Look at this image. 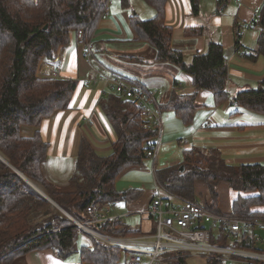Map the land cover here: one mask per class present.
Returning a JSON list of instances; mask_svg holds the SVG:
<instances>
[{
  "label": "trees",
  "instance_id": "1",
  "mask_svg": "<svg viewBox=\"0 0 264 264\" xmlns=\"http://www.w3.org/2000/svg\"><path fill=\"white\" fill-rule=\"evenodd\" d=\"M106 1L0 0V156L15 169L0 159V264H26L28 253L46 249L63 261L70 259L69 256L77 252L78 236L87 234L22 176L78 221L87 220L85 209L93 199L130 203L141 193L138 189L117 190L116 180L126 170L144 164L157 131L143 128L139 107L119 93L103 90L96 102L115 132L111 152L99 155L83 137L67 190L56 187L44 176L42 165L48 157V144L39 132L29 138L20 135L21 126L39 127L56 112L72 107L70 102L78 86L77 80L42 78L38 76V69L43 61L52 60L60 48L68 46L78 32H82L85 39H92L100 15L107 10ZM142 1L154 14L147 19L134 13L130 15L129 25L136 34L135 40L155 50V61L167 62L189 74L194 87L191 94H179L174 83L166 100L159 103L160 110L173 112L184 126H189L200 108L196 102L200 90L212 92L215 104L229 99L225 88L228 78L225 50L221 43L211 41L204 52H197L186 61L182 51L174 47L172 28L166 24L167 0ZM189 2L191 13L196 14L198 1ZM121 3L123 8L130 7L129 0H121ZM254 22L260 34L255 49L247 53L241 45L238 25H234L233 49L241 50L250 60L264 56V2ZM202 32V27H186L184 33ZM95 58L104 65L99 57ZM230 99L246 110L264 114V80ZM155 177L169 193L216 213H222L218 208L216 185L225 182L237 194L231 201L229 214L250 220L264 219V210L258 209L264 206V163L232 165L214 150L190 148L182 151L180 164L156 169ZM198 182L205 185L208 192L201 200L196 197ZM119 225L115 221L94 226L110 233L112 226ZM207 228L211 243L264 254L263 235H231L222 225ZM89 236L91 244H82L79 249V264H120L122 256L126 262L125 251ZM255 236L259 237V242ZM189 258L190 255L168 256L162 264H188ZM205 264L224 263L210 256ZM246 264H264V261Z\"/></svg>",
  "mask_w": 264,
  "mask_h": 264
},
{
  "label": "crops",
  "instance_id": "2",
  "mask_svg": "<svg viewBox=\"0 0 264 264\" xmlns=\"http://www.w3.org/2000/svg\"><path fill=\"white\" fill-rule=\"evenodd\" d=\"M197 1L198 12L192 14L189 0H167L166 24L172 28L174 47L182 51L185 59L190 60L195 53L202 52L209 42L220 41L227 57L228 78L225 88L229 99L215 104L212 92L200 90L196 96L200 108L189 126H184L171 111L165 115L162 113L161 142L154 158L147 157L148 162L145 159L146 162L144 160L141 167L126 170L116 180L117 190L138 189L141 193L130 203L119 201L111 209V214L120 215L121 218L112 222L118 221L120 226L134 229L142 235L149 236L155 230V221L148 215L147 209L156 194L167 198L164 200L165 204L179 205L182 202L175 194L169 196L158 189L154 172L156 169L180 164L184 149L196 148L205 152L214 150L226 163L232 165L264 163V114L246 110L230 99L237 92L257 87L264 80V56L259 55L255 60H250L241 54V50L233 49L235 24L242 35L244 52L255 49L260 28L255 26L254 21L259 17L264 0ZM111 2L107 7L108 17L97 23L91 39L92 48L98 47L94 55L123 78L156 89L159 103L166 100L174 83L179 94L193 93L192 77L189 74L167 62H154L155 50L148 44L135 40L136 34L129 25L130 15L134 13L147 19L153 16L154 11L145 3L144 6L135 0L129 1V8L121 9L115 1ZM109 7L113 8L114 17ZM186 27H202L203 32L186 35ZM104 36L109 38L102 40L100 37ZM94 65L84 55L78 39L72 36L68 46L60 48L52 60L43 61L39 66V77L49 78L53 71L58 70L59 76L53 78H73L78 82L70 102L71 108L56 112L39 127H20L22 137L29 138L39 132L48 144L45 162H49V173L54 180L64 175L61 179L65 182L73 174L83 137L87 138L96 151L98 148L93 141L108 144L109 139L107 140L105 130L95 114L98 109L97 99L105 87L101 82L92 83L88 80ZM113 140L103 151L111 148ZM146 163L148 169L150 166L149 171ZM122 177L123 181L120 180ZM195 188L198 200L207 197L205 185L198 182ZM229 189L225 183L220 188L221 193L219 189L216 191L218 208L223 214L231 210L233 197H230ZM257 233L262 234L260 231ZM25 261L26 264H78L57 258L50 249L32 251L26 255Z\"/></svg>",
  "mask_w": 264,
  "mask_h": 264
},
{
  "label": "built area",
  "instance_id": "3",
  "mask_svg": "<svg viewBox=\"0 0 264 264\" xmlns=\"http://www.w3.org/2000/svg\"><path fill=\"white\" fill-rule=\"evenodd\" d=\"M106 1V7L111 5ZM108 17V11H104L99 21ZM82 45L86 58L94 63L88 80L92 83L101 82L104 87L115 89L119 95L136 103L143 119V128H153L157 131L156 140L148 155L155 156L162 134V112L157 100V90L150 89L138 81L123 78L119 73L102 65L94 56L92 40L85 39L82 32L76 37ZM58 70L51 73V77H58ZM155 176V172H154ZM160 191L169 193L158 183ZM118 200L100 202L93 199L86 207V221L73 219V223L85 232L90 233L102 242L118 247L125 251V264H162L168 256L190 255L205 259L213 256L228 264L231 260L241 263L253 261H264V254L243 250L232 245L223 246L211 243L209 226H224L231 235L254 234V228H264V219L250 220L243 216L231 215L229 213L213 212L196 202L184 201L179 205L164 203L158 194L152 199L147 213L155 221L154 232L147 236L138 234L134 229L123 226L111 227V234L101 232L99 229L92 230L88 226L97 225L101 227L107 222L119 220L120 215L111 214V209L116 206ZM207 224L208 226L206 227ZM205 226L206 228H203ZM257 239V240H256ZM255 236V240L258 241Z\"/></svg>",
  "mask_w": 264,
  "mask_h": 264
},
{
  "label": "rangeland",
  "instance_id": "4",
  "mask_svg": "<svg viewBox=\"0 0 264 264\" xmlns=\"http://www.w3.org/2000/svg\"><path fill=\"white\" fill-rule=\"evenodd\" d=\"M111 1H115L117 4H118V7L121 9V7H122V3H121V0H111ZM130 1V0H129ZM135 1H138V3H140V4H142V5H144L145 6V4H144V2L142 1V0H135ZM110 8V12H111V15H112V17H114V15L112 14V11H113V8L112 7H109ZM123 8V7H122ZM109 12V11H108ZM218 12H219V10H218ZM110 15V14H109ZM79 33V32H78ZM77 33V34H78ZM77 37V36H76ZM102 40H105V39H107V38H109V37H107V36H104L103 38L102 37H100ZM92 42V41H91ZM218 42H220V41H218ZM92 50H93V53H95V51H97L98 50V47H95L94 49L92 48ZM206 49H204L202 52H204ZM155 55H156V53H155ZM186 61H189V59L188 58H186L185 59ZM154 62H156V63H161V62H157V61H155V59H154ZM115 67H117V66H115ZM118 70V69H117ZM125 73H127V72H125ZM124 73V74H125ZM127 74H129V73H127ZM152 89H154V88H152ZM104 91H106V92H115V93H117L116 91H115V89H111V88H104ZM118 94V93H117ZM163 113H164V115L166 114V113H170L168 110H165V111H163ZM172 113V115H174L173 114V112H171ZM95 114H96V117L99 119V121H100V123H101V126L104 128V130H105V133H106V137H107V140L109 139V141H108V144H98L97 142H94L93 141V143H94V145L98 148L97 149V151L96 152H98V154L99 155H107V154H109L111 151H110V149H107V150H104L103 151V149L106 147V145H110V141L111 140H113L114 138H115V132H114V130H113V128H112V126H111V124L104 118V115L102 114V112H101V109L98 107V109H97V111L95 112ZM175 116V115H174ZM176 117V116H175ZM177 118V117H176ZM179 119V118H178ZM180 120V119H179ZM162 121H163V116H162ZM23 126H26V125H23ZM147 160V162H148V159H146ZM146 160H145V162H146ZM49 167H50V165H49V162L47 161V162H44L43 163V165H42V171H43V173H44V176H45V178H46V180L48 181V182H50V183H53V184H55V186L56 187H60V188H62L63 190H67L68 188H70L69 186L70 185H68L67 186V181H62V177L61 176H64V175H61V176H59V178H56L55 180L54 179H52V177L50 176V173H49ZM146 168H147V170L149 171L150 170V166H149V169H148V166H147V163H146ZM61 173H62V171H61ZM127 174V173H126ZM125 174V175H126ZM149 174H150V172H149ZM125 177V176H124ZM124 177H122L120 180H122V179H124ZM128 177H131V176H128ZM123 181V180H122ZM223 184H225L224 182H219L216 186H217V188H216V191H217V189H219V193H221L222 191L220 190V188L222 187V185ZM36 188H38L39 189V187L38 186H35ZM40 190V189H39ZM228 193H230V197L232 196L233 198L237 195L236 194V192H233L231 189H229L228 190ZM52 204V203H51ZM258 209H260V210H264V206H260V207H258ZM45 213H47V212H45ZM45 213L44 214H40V216H44L45 215ZM36 216V215H35ZM38 216V215H37ZM36 216V217H37ZM206 225V227L208 226L207 224H205ZM90 229H92V230H97V228L95 227V226H88ZM257 231H260L262 234H259V235H263L264 236V228H258V227H256V228H254V234H258L257 233ZM87 234H80L79 236H78V239L76 240V247H77V252H75V253H73V254H71L69 257H71L70 259H67V260H65L66 262H71V263H78L79 264V249H80V247H81V245L82 244H91V241H90V236L89 235H91L90 233H88V232H86ZM92 237H94L93 235H91ZM258 237V236H257ZM259 238V237H258ZM257 240V239H256ZM260 241V239H258V241L257 242H259ZM125 256V255H124ZM164 261L162 260V263H163ZM187 263L188 264H204L205 263V261H204V259H202V258H189V259H187ZM120 264H125L124 263V257L122 256L121 257V261H120ZM228 264H246V263H241L240 261H238V260H231Z\"/></svg>",
  "mask_w": 264,
  "mask_h": 264
},
{
  "label": "water",
  "instance_id": "5",
  "mask_svg": "<svg viewBox=\"0 0 264 264\" xmlns=\"http://www.w3.org/2000/svg\"><path fill=\"white\" fill-rule=\"evenodd\" d=\"M0 159L2 161H4L5 163L8 164V162H6V160L4 158H2L0 156ZM10 166V164H8ZM12 168V166H10ZM14 169V168H12ZM182 169V167H181ZM15 170V169H14ZM22 176V175H21ZM37 192H39L43 197H45L50 203H52L56 208H58L64 215H66L69 219L73 220L62 208H60L58 205H56L52 200H50L41 190H39L38 188H36L29 180H27L24 176H22Z\"/></svg>",
  "mask_w": 264,
  "mask_h": 264
},
{
  "label": "bare ground",
  "instance_id": "6",
  "mask_svg": "<svg viewBox=\"0 0 264 264\" xmlns=\"http://www.w3.org/2000/svg\"><path fill=\"white\" fill-rule=\"evenodd\" d=\"M34 185V184H33ZM35 186V185H34Z\"/></svg>",
  "mask_w": 264,
  "mask_h": 264
}]
</instances>
